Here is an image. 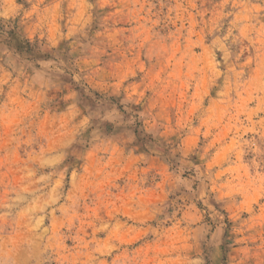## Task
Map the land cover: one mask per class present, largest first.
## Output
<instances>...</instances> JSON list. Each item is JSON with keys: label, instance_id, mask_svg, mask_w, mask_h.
Returning a JSON list of instances; mask_svg holds the SVG:
<instances>
[{"label": "rangeland", "instance_id": "374dc122", "mask_svg": "<svg viewBox=\"0 0 264 264\" xmlns=\"http://www.w3.org/2000/svg\"><path fill=\"white\" fill-rule=\"evenodd\" d=\"M0 264H264V0H0Z\"/></svg>", "mask_w": 264, "mask_h": 264}]
</instances>
